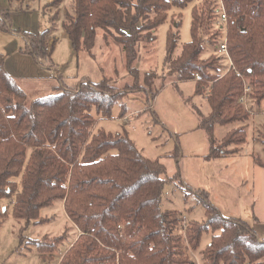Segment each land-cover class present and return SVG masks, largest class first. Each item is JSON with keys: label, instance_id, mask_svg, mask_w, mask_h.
I'll use <instances>...</instances> for the list:
<instances>
[{"label": "trees", "instance_id": "obj_1", "mask_svg": "<svg viewBox=\"0 0 264 264\" xmlns=\"http://www.w3.org/2000/svg\"><path fill=\"white\" fill-rule=\"evenodd\" d=\"M60 1L51 0L44 8ZM191 1L73 0L62 27L74 53L85 51L91 56L97 30H101L106 43L111 39L119 47L126 69L136 78L137 43L154 40L168 12ZM224 4L229 55L237 71L249 79L250 97L259 104L264 101V0H224ZM0 15V28L7 29V13ZM216 18L215 0H198L191 10L190 40L180 44L177 54L178 30L168 31L161 70L175 81L201 76L195 91L202 92L210 106V113L199 114L198 120V127L207 134V160L240 151L250 113L239 101L242 79L233 69L221 72L213 52L201 57L204 42L214 44L220 38ZM48 32L26 35L35 56L52 52L55 39L49 42ZM143 77L149 85L143 87L145 98L150 102L158 73L145 71ZM128 91L110 84L106 77L99 82L83 78L75 87L60 86L54 93L28 100L5 69L0 52V202L9 199L10 203L5 210L0 204V229L8 209L24 225L45 224L51 216L42 210L61 201L76 238L64 246L66 231L29 238L26 243L37 249L43 262L192 264L188 251L197 248L203 233L209 231L200 264H264V239L257 237L251 225L223 215L204 190L198 192L205 208L202 221H185L180 211L163 209L162 161L144 156L124 127L120 132L95 127L97 116L111 117L113 105H123ZM125 112L123 106L119 117ZM237 121L243 124L222 137L214 135L215 125ZM171 155L176 157L177 152ZM254 161L264 167L260 159Z\"/></svg>", "mask_w": 264, "mask_h": 264}, {"label": "rangeland", "instance_id": "obj_2", "mask_svg": "<svg viewBox=\"0 0 264 264\" xmlns=\"http://www.w3.org/2000/svg\"><path fill=\"white\" fill-rule=\"evenodd\" d=\"M49 1L0 0V13L6 12L8 18V28H0V52L4 56V67L25 90L28 100L54 93L58 87L64 86L60 83L75 87L83 78L99 82L106 77L110 84L118 88L127 87L129 91L121 100L123 105H113L111 117L97 116L95 127L111 132H120L124 127L144 156L162 161L165 166L161 196L163 209L180 211L185 221H202L205 208L197 191L210 189L219 208L227 216L250 222L258 217L264 223V167L254 162V158L264 161V101L258 105L253 100L252 106H248L252 112L249 113L245 128L246 141L240 151L216 161L205 160L192 151L199 153L204 145L208 148L206 131L198 127L199 114L206 116L210 113L206 97L202 92L195 91L196 82L192 79L174 81L172 76H163L161 72L168 31L178 30L177 54L180 44L190 40L191 10L198 0H192L182 9L170 10L166 21L156 28L155 39L137 43L136 66L139 71L136 78L126 69L124 55L120 53L119 47L111 39L106 43L101 30H97L93 56L85 51L74 53L62 27L65 12L72 11L73 0L60 1L53 21L50 16L57 7L44 8ZM174 21H180L179 26H173ZM46 30L55 39L53 50L49 55L35 56L29 51L26 35L38 36ZM219 39L214 44L205 41L201 57L207 58L213 52L223 69L227 63L217 51ZM150 70L158 73V77L153 79L152 89L160 87L154 94L153 109L147 107L149 102L143 90L144 86L149 88L143 73ZM123 106L125 113H135L129 118L130 123L119 117ZM153 111L155 115H152ZM241 124L237 121L215 125L214 135L222 137L232 127ZM26 152L29 154V148ZM174 152H177V156L178 153L184 156H172ZM0 204L6 209L10 205L9 199L1 200ZM47 208H51V211L43 215L51 216V220L46 227V224L24 225L23 220L14 219L10 209L7 210L8 216L3 221L0 236L5 239L2 247H13L5 256L6 259L0 260V264H11L9 259L12 256L14 260L16 256H26L35 250L33 245L26 243L29 238L44 234L53 236L66 231L63 246L76 238V229L62 219L63 203L59 201ZM210 235L209 231L204 232L197 248L188 251L192 264L201 263L200 251L209 242ZM37 262L52 264L40 258L35 264Z\"/></svg>", "mask_w": 264, "mask_h": 264}, {"label": "crops", "instance_id": "obj_3", "mask_svg": "<svg viewBox=\"0 0 264 264\" xmlns=\"http://www.w3.org/2000/svg\"><path fill=\"white\" fill-rule=\"evenodd\" d=\"M55 7H57V9H58V5H56ZM0 18H1V16H0ZM65 35L67 36V34L65 33ZM47 38H49V42L52 40V38H51V36L48 34V37ZM73 50V49H72ZM225 61V60H224ZM225 67L226 66H224V68L222 69L223 71H224V69H225ZM51 70H54L53 68L51 69ZM174 80V79H173ZM175 81V80H174ZM192 81H195V82H197V80L196 79H192ZM65 85L64 83H60V85ZM195 86H196V83H195ZM156 88H157V90H156V92L159 90V88L160 87H157L156 86ZM196 89V88H195ZM155 95H153V96H151V98H150V102H149V104H148V108H150V109H153V102H154V100H155ZM252 104H253V101H251L250 103H249V105L250 106H252ZM259 105V104H258ZM254 112V111H253ZM135 113H133V112H127V113H125V115L122 117V119H123V121H125L126 123H130V117H132L133 115H134ZM152 115H155V112L153 111L152 112ZM207 151H208V148H207V146H202V149H201V151L199 152V153H196V151H192L193 152V154L194 155H196V156H201V157H203L204 158V156L207 154ZM169 155V154H168ZM178 156H180V157H183L184 155H179V153H178ZM178 156H176V157H178ZM226 157V156H225ZM219 158H221V157H218V158H215V159H211V160H214V161H216V160H218ZM205 159V158H204ZM205 160H207V159H205ZM262 161V160H261ZM255 162V161H254ZM264 162V161H263ZM263 167V166H262ZM162 177H164V174H163V176ZM187 187H189V186H187ZM201 190H198L197 191V193L198 192H200ZM206 192H208V195L211 197H209L210 198V200L219 208V204L215 201L216 199H214V197H213V191L212 190H210L209 189V191H206ZM199 195V194H198ZM220 206H222V205H220ZM51 208H44L43 210H42V214H44V213H47V212H50L51 210H50ZM220 209V211L222 212V214L223 215H226L225 213H223V211L221 210V208H219ZM62 212H63V215H62V219L63 220H66V222H68V223H70V224H72V222L68 219V217H67V215H66V213L64 212V209L62 210ZM227 216V215H226ZM236 218H240V217H236ZM258 217H254L253 219H252V222H250V221H248V220H244V219H242L243 221H245V222H247L249 225H251L252 226V228L254 229V231H255V233L257 234V237L260 239V240H263L264 239V223H261V221L259 220V219H257ZM241 219V218H240ZM51 222H53V221H51ZM47 223H49V222H47ZM47 223H45L46 225H45V227L46 226H48V224ZM251 223V224H250ZM43 226H44V224H42ZM58 226V225H57ZM57 226H55V227H57ZM79 232V231H78ZM4 240L5 239H3L1 236H0V250H3L1 253H0V260L2 261V260H4V258H5V256L8 254V252H9V250L13 247H11L10 249L9 248H4V247H2V245H3V243H5L4 242ZM12 244H13V242H12ZM12 244H10V246L12 245ZM6 259V258H5ZM13 259V256L9 259L10 260V262H11V264H35V262H36V260L37 259H39V253H38V251H37V249H35V250H33L31 253H28V254H26V256H21V255H19V256H16L15 257V259L14 260H12ZM37 264H39L38 262H37Z\"/></svg>", "mask_w": 264, "mask_h": 264}, {"label": "built area", "instance_id": "obj_4", "mask_svg": "<svg viewBox=\"0 0 264 264\" xmlns=\"http://www.w3.org/2000/svg\"><path fill=\"white\" fill-rule=\"evenodd\" d=\"M215 10L217 13L216 26L217 28L220 29V39H219L217 51L220 53L219 54L220 57L223 58L227 63V66L225 67V72L228 71L229 69H233L236 75L242 79L243 90L239 96V101L244 104V106L246 107L247 110H249V112H252V110L248 108L249 103L252 101L250 97V93L252 92V85L246 76L242 75L239 71H237L228 52L227 12L225 8L224 0H215ZM194 79L201 80L202 78L199 74H196Z\"/></svg>", "mask_w": 264, "mask_h": 264}, {"label": "water", "instance_id": "obj_5", "mask_svg": "<svg viewBox=\"0 0 264 264\" xmlns=\"http://www.w3.org/2000/svg\"><path fill=\"white\" fill-rule=\"evenodd\" d=\"M3 210H5V207H3Z\"/></svg>", "mask_w": 264, "mask_h": 264}]
</instances>
